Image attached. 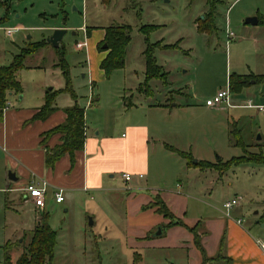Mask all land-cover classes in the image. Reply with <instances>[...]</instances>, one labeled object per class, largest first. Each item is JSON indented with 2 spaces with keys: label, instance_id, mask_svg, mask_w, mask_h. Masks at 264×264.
<instances>
[{
  "label": "rangeland",
  "instance_id": "374dc122",
  "mask_svg": "<svg viewBox=\"0 0 264 264\" xmlns=\"http://www.w3.org/2000/svg\"><path fill=\"white\" fill-rule=\"evenodd\" d=\"M0 1L3 2L0 4V66L10 65L14 57L31 43L47 40L58 28L65 29L62 45L70 66L72 86L78 104L86 109L87 124L96 131L105 127L104 124L107 129L115 118L123 117L121 106L127 107L125 104L130 102L137 107L160 102L172 106L177 102L178 107L193 105L199 108L191 109L194 113L186 115L181 109L175 110L177 118H174L180 130L171 133L177 145L188 147L187 152L194 156L193 161L202 154L215 163L220 159L228 161L246 154L244 145L249 152H257V144L264 145V115L257 109L206 106L209 96L213 97L219 87H227L230 75L264 74V24L245 23L248 17L264 19V0ZM207 14L211 19L206 25L213 26L201 30ZM121 24L133 28L125 66L114 70L109 77L103 71L101 75L97 71L95 83L91 84L90 51L77 48V43L86 39L83 29L88 27L93 31L91 46H96L94 40L101 27ZM147 24L158 27L146 35L140 28ZM230 31L234 34L232 37ZM158 41L173 46L155 50L165 78H154L146 86L143 52L149 43ZM99 48L104 50L101 44ZM91 51L94 54V48ZM105 51L109 53V50ZM59 53L60 50L52 44H45L38 52L26 57L25 69L17 75L29 98L66 86L61 68L57 67ZM137 86L142 87L141 93L135 89ZM22 95H9L8 103L17 102ZM240 97H251L255 103L262 104L264 83L244 88ZM170 99L173 101L169 102ZM233 130L236 134L232 133ZM237 139L242 145L234 143ZM5 155L7 152L0 148V264H4L7 252L11 264H16L29 247L37 213L23 200L22 192L8 194L12 201L9 202L4 190L8 185L22 183L23 178L18 176V181L9 180V173L14 171L5 168ZM131 175L132 179L126 182L122 171L108 172L105 179L113 190L68 193L62 205L52 203L49 223L57 232V244L54 257L48 264H135L134 250L143 254V261L138 264H165L171 261L172 254L181 251L160 249L169 236V219L152 211L153 219L158 222L142 228L143 238L136 240L135 248H129L130 253H113L111 258L106 254L103 258L98 257L95 236L121 240L134 237L126 228V222L134 212H127L126 206L139 197L137 194H147L152 201H157L156 195L169 192L125 187L137 182V176ZM179 180L173 181V187L187 195L189 218L194 217L191 216L194 215L193 208L200 207V201L222 206L226 200L234 198L241 202L247 213L244 226L264 216V164L236 165L223 173L216 169L196 168L190 171L188 178L183 176ZM178 182H188L190 190L177 187ZM256 211L259 214H255ZM90 218L94 221L92 225ZM160 229L162 233L158 235ZM9 243L10 248L6 251Z\"/></svg>",
  "mask_w": 264,
  "mask_h": 264
},
{
  "label": "crops",
  "instance_id": "0c3cea01",
  "mask_svg": "<svg viewBox=\"0 0 264 264\" xmlns=\"http://www.w3.org/2000/svg\"><path fill=\"white\" fill-rule=\"evenodd\" d=\"M16 28L18 30L19 27ZM101 28L102 30L100 29V33L94 40L96 46H91L90 35L93 34V31L88 27L83 29L87 46L82 49L85 48L90 51L88 66L92 73L89 78L91 84L95 83L97 71L100 75L102 71L105 74V71L101 68V63L108 51H101L99 47L105 38L106 27ZM93 48L94 54L91 51ZM144 70L146 74V66ZM236 74L264 75L255 73ZM256 83L264 82L253 80L251 85ZM135 89L141 93L138 90L139 86ZM47 92L43 91L32 99L23 90V95L17 102L8 103L7 109L4 110L3 119L0 121V148H4V151L7 152L4 157L5 168H10L17 176V180H11L10 178L9 180L18 181L20 177L23 178L22 183L13 186L8 185V188L4 190L7 192V196L15 191L23 193V187L34 179L45 180L48 184L46 205L43 209L36 207L33 202L23 198L26 203L31 204V207L37 213V223L43 212H49L51 216L52 203L62 205L67 200L68 193L113 190L114 187L107 183L105 174L119 170L123 174L131 173L137 176L135 184L126 185L125 187L146 188L151 189V191H169L164 193L163 196H156H161V199L176 217L188 227L199 224L198 234L203 250L196 245L194 234L190 229L181 225L170 227L168 225L170 223L169 219L167 223L169 236L167 242L160 249L165 251L180 249L179 252L181 253L172 254L171 261H166L167 264H264V249L262 247V244H264V216L260 220H251L248 226H244L243 223L247 219V213L245 214L241 202L239 201L236 206L227 210L224 204L229 200H226L222 206L200 201L201 206L193 208L194 215L191 216L194 217L189 218L190 208L186 203L187 195L184 196L173 187L174 180H179L180 177L182 180L183 176L188 178L190 171L193 169H203L198 165H191L188 159L172 149L175 148L183 152H187L188 149V147H182L173 141L175 136L171 133L180 130V125L175 120L177 118L175 117V110L181 109L185 111L186 115L188 112L192 113L191 109L198 108L197 106L185 105L184 107H178L177 102L172 106L167 102H160L146 103L137 107L130 102L128 105L125 104L127 107L121 106L123 117L120 119L115 118L107 129L105 128L106 124H104L105 127H100L99 131L91 128L86 120L85 145L82 150L76 152L75 161H72L69 154H65L53 167H49L46 164V147L52 148L60 144L61 135L53 134L45 138L44 134L66 121L67 114L65 110L73 106L75 100L72 96H62L66 95L63 92L56 98V109L53 113L45 119H34V115L45 104ZM241 92H232V104L235 106L226 104L222 106L229 109H255L247 105L250 103L257 105V103L251 97H240ZM91 101L93 102V100ZM172 101L173 99L169 100V102ZM87 105H89V102ZM222 106L214 109H223ZM86 115L85 109V117ZM205 156L203 154L199 155L197 162H212ZM205 169L212 168H204L203 170ZM168 179L171 182H165ZM176 186L190 190L188 182L186 184L178 182ZM57 188L64 189L65 200L61 203H58L55 198ZM141 194H137L139 197L132 204L128 203L126 206L127 212H134L132 217L128 216L129 220L126 222L127 233L134 234V237L127 236L124 240H121L103 235L95 236L94 241L98 249V257L103 258V254H106L111 258L113 253L117 255L130 253L129 248H135L136 240L143 238L144 230L142 228L148 226L151 222H158L153 219L154 216L151 214L152 211H157L153 208H146V205L152 202L151 197L144 193ZM190 198L195 199L194 197ZM8 200L12 202L10 198ZM255 214H259V211H256ZM132 254L135 258V264L143 261V254L138 250H134ZM219 255H223L224 259H218Z\"/></svg>",
  "mask_w": 264,
  "mask_h": 264
},
{
  "label": "trees",
  "instance_id": "16d2710c",
  "mask_svg": "<svg viewBox=\"0 0 264 264\" xmlns=\"http://www.w3.org/2000/svg\"><path fill=\"white\" fill-rule=\"evenodd\" d=\"M0 4L3 2L0 1ZM210 15L207 14L205 20H202L200 29L204 30L207 26L206 22L210 20ZM259 24H264V19L259 18ZM213 26V25H212ZM157 25H142L140 30L149 35L153 30H155ZM133 28L129 24L121 25H111L106 27V35L101 43L108 45L106 48L109 53L103 59L101 63V68L105 71L107 77L116 69H121L125 66L126 56H127V46L131 41V32ZM45 44H49L46 40L40 42L31 43L28 47L22 49V51L14 57L13 62L10 65L0 66V121L3 119L4 110L8 105V97L11 93L21 94L23 91L22 83L18 79V72L25 67V59L27 56L35 54L38 52ZM172 45L162 44L160 41L154 44H148L147 48L143 52L146 61V86L154 78H165V73L162 71V66L157 63L155 57L156 48L170 49ZM59 62L57 67L61 68L62 74L66 80V86L64 88L54 90L51 89L47 92L45 104L40 108V110L34 115V119H45L56 109L55 101L59 94L69 93L75 100V104L66 108L67 118L66 121L53 129L49 130L44 134V137L60 134L61 143L55 147H46V164L49 167H53L55 163L65 154H69L72 161H75V154L77 151L82 150L85 145L86 139V117L85 108L81 107L77 103V94L75 93L72 80L70 76V66L65 58V46L61 45L58 48ZM104 49V50H106ZM253 80L256 82H264V75H240L232 74L230 76V86L231 91L241 92L245 87L251 85ZM140 91H143L142 87H139ZM148 90V89H147ZM233 134L236 131L233 130ZM44 138V140H45ZM233 140V139H232ZM234 142V141H233ZM235 144L242 145V141L237 139ZM244 145V144H243ZM259 150L257 152H249L246 149V154L238 157H234L228 161H222L220 159L218 162H208L199 161L195 163L193 161V155L188 152L178 151L180 155L188 159L191 165H198L201 168H212L218 170L220 173L229 170L231 167L241 164L258 163L264 164V145L258 144ZM146 208H153L160 214H163L166 218L170 219L171 226L181 225L186 226L194 234L195 243L201 250L203 247L201 245L200 236L198 234V225L193 227H188L182 220L178 219L168 205L160 198L157 197V201H152L146 205ZM50 214L49 212H43L39 222L32 231L31 241L27 250H25L20 257L17 259L16 264H48L54 257V251L57 244V232L52 228L49 223ZM10 243L8 244L6 251L10 248ZM218 259H224L223 255H219ZM208 261V259H206ZM11 256L9 252L6 253L4 264H11ZM136 262L138 260L136 258Z\"/></svg>",
  "mask_w": 264,
  "mask_h": 264
},
{
  "label": "built area",
  "instance_id": "2783aa9c",
  "mask_svg": "<svg viewBox=\"0 0 264 264\" xmlns=\"http://www.w3.org/2000/svg\"><path fill=\"white\" fill-rule=\"evenodd\" d=\"M233 35H234L233 32L230 31V37H232ZM85 46H87L86 41L77 43V48L82 49ZM224 104L228 106H235L232 104V91H231L230 82H228L226 88H220L213 97L208 98L206 101V105L212 108L220 107ZM247 106L257 109L259 113L264 115V104L253 105L250 103ZM7 107L5 108V110L7 109ZM123 177L125 178L126 181H130L132 179L131 173H124ZM47 193H48V184L45 180L42 179L31 180L25 185V187H23V198L25 200H29L33 202L36 207L41 209H43L46 205ZM55 198L58 203H61L65 200L63 188L56 189ZM238 203L239 201L236 198H234L232 200L227 201L224 204V207L227 210H230ZM262 247L264 249V244H262Z\"/></svg>",
  "mask_w": 264,
  "mask_h": 264
},
{
  "label": "water",
  "instance_id": "95a60500",
  "mask_svg": "<svg viewBox=\"0 0 264 264\" xmlns=\"http://www.w3.org/2000/svg\"><path fill=\"white\" fill-rule=\"evenodd\" d=\"M245 23L247 24H251V25H257L259 23V18L257 16H253V17H248L245 21ZM66 34V30L63 28H58L54 31V33L46 40L49 44H52L53 46H55L56 48L61 47L62 45V40L64 38V35ZM108 47V45L105 43L103 45V48L106 49ZM259 139H261V136L259 135ZM195 162H197V160H195ZM9 178L11 180H17V176L15 172H10L9 173ZM94 223L93 219L90 218V224L92 225ZM162 233V230L160 229L158 232V235H160Z\"/></svg>",
  "mask_w": 264,
  "mask_h": 264
}]
</instances>
